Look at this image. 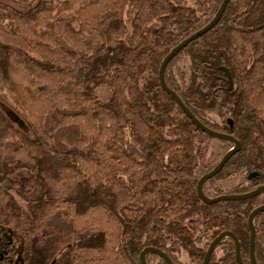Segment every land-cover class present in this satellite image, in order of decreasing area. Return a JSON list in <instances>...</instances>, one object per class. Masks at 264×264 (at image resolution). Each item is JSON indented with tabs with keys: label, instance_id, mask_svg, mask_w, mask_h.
I'll return each mask as SVG.
<instances>
[{
	"label": "trees",
	"instance_id": "obj_1",
	"mask_svg": "<svg viewBox=\"0 0 264 264\" xmlns=\"http://www.w3.org/2000/svg\"><path fill=\"white\" fill-rule=\"evenodd\" d=\"M16 1L28 8L0 1V24L35 55L0 40V89L13 96L33 135L0 109L6 264H141L147 247L163 250L174 264H183V254L203 264L225 231L236 235L244 264H251L248 219L264 199L200 198V178L218 164L205 162L213 137L159 78L165 57L206 26L223 0ZM182 55L192 66L185 83L173 71ZM165 80L198 119L242 145L203 185L204 194L263 186L264 0H231L216 26L168 64ZM100 87L111 91L109 102L99 100ZM210 113L220 122L210 121ZM61 128H67L64 150L55 142ZM221 141L226 153L234 147ZM239 175L243 181L227 191L217 185ZM255 228L256 261L264 264V212ZM218 247L222 255L214 251L210 264H238L232 238Z\"/></svg>",
	"mask_w": 264,
	"mask_h": 264
},
{
	"label": "water",
	"instance_id": "obj_2",
	"mask_svg": "<svg viewBox=\"0 0 264 264\" xmlns=\"http://www.w3.org/2000/svg\"><path fill=\"white\" fill-rule=\"evenodd\" d=\"M231 0H223L218 12L214 16V18L203 28L199 29L198 31L192 33L190 36L182 40L179 44H177L171 51L170 53L165 57V59L162 62L160 71H159V78H160V84L162 88L168 92L177 102V104L182 108V110L187 114V116L193 120V122L199 126L205 133L209 134L213 138H217L220 140H229L234 143V147L231 148L220 160V162L211 170L210 172L206 173L203 175L198 183V194L200 198L208 204L211 203H218L222 201H231V200H243V199H249L253 197L260 196L264 193V185L257 188L256 190H253L251 192H247L244 194H225L221 195L219 197H208L204 194L203 191V185L212 179L214 176H216L221 169L224 167V165L227 163V161L237 152L241 150V143L239 140L231 136L230 134H224L221 132H218L206 124H204L200 119H198L191 111L190 109L184 104L182 99L178 96L176 92L171 90L168 85L166 84L165 80V72L167 69L168 64L184 49L186 48L190 43L195 41L196 39L200 38L203 36L205 33H207L209 30H211L213 27L216 26V24L220 21L221 17L223 16L225 9L227 8L229 2ZM230 76V74L228 73ZM231 85L233 84L232 79H230ZM231 126H233V123L229 120ZM264 212V205H261L257 207L249 216L248 223H249V228L251 231V238H250V260L251 264H258L256 261V256H255V240H256V228H255V218L259 213ZM230 237L234 240L235 246H236V258L238 261V264H244V261L242 259L241 255V248H240V242L236 235L230 231H225L219 234L210 244L208 251L206 253L205 259L203 264H210L212 255L217 248L218 244L225 238ZM149 253H154L160 256L162 259L166 261L167 264H174L172 258L163 250L156 248V247H147L145 248L141 255V264H148L146 256Z\"/></svg>",
	"mask_w": 264,
	"mask_h": 264
},
{
	"label": "rangeland",
	"instance_id": "obj_3",
	"mask_svg": "<svg viewBox=\"0 0 264 264\" xmlns=\"http://www.w3.org/2000/svg\"><path fill=\"white\" fill-rule=\"evenodd\" d=\"M3 3L12 5L18 9L25 10L28 8V5H23L16 0H0ZM188 4L190 6H196L193 0H188ZM148 29V28H147ZM0 40L8 43L23 52H26L28 55H35L34 50L28 45V43L19 35L14 34L9 26L7 24H0ZM191 60L188 56L182 55L174 68V74L177 76L178 80L182 83H185L186 80L190 76V70H191ZM98 98L101 102L107 103L111 99V91L107 87H100L97 91ZM0 109L4 111L8 117L25 133L29 135L32 134L31 128L27 125L24 118L21 116V114L18 111V108L16 107L15 101L13 96L8 92L0 89ZM207 118L212 122H220V118L214 114L210 113L207 114ZM67 131V128H61L58 129L56 132V138L55 142L57 147L60 150H64L65 146L63 145L61 141V135ZM128 150L130 152L133 151L132 143L130 140V137L128 135ZM226 150L224 149V145L220 139L217 138H211L208 140V148H207V156L205 159L206 164L210 165V167L215 166L217 163L220 162V160L223 158V155H225ZM243 181V176L239 175L236 177H233L231 179H226L222 181H218L217 185L221 186L224 191L229 190L231 187L241 183ZM210 196H212L215 193V190L213 189L212 185H209L207 188ZM261 199H264V193L260 196ZM215 254L217 256L222 255V249L218 247L215 250ZM148 264H157L158 259L154 256L149 257ZM181 260L183 264H190V259L187 254H183L181 256Z\"/></svg>",
	"mask_w": 264,
	"mask_h": 264
},
{
	"label": "flooded vegetation",
	"instance_id": "obj_4",
	"mask_svg": "<svg viewBox=\"0 0 264 264\" xmlns=\"http://www.w3.org/2000/svg\"><path fill=\"white\" fill-rule=\"evenodd\" d=\"M0 264H6L5 255L3 254L1 250H0Z\"/></svg>",
	"mask_w": 264,
	"mask_h": 264
}]
</instances>
